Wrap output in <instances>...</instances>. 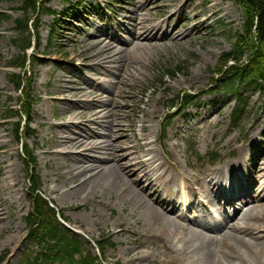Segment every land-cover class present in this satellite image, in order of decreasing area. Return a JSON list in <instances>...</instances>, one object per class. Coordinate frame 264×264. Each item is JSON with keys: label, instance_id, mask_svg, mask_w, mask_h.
Returning <instances> with one entry per match:
<instances>
[{"label": "rangeland", "instance_id": "374dc122", "mask_svg": "<svg viewBox=\"0 0 264 264\" xmlns=\"http://www.w3.org/2000/svg\"><path fill=\"white\" fill-rule=\"evenodd\" d=\"M69 1L74 2L75 0ZM99 1L83 0L82 4L98 7L99 5L111 3L117 13V21L109 22L107 17L102 21L91 18L87 26L83 28L88 29L87 35H93L94 37L92 38L82 36L81 29H79L80 32H74L72 29L68 30V27L74 26L75 23L64 21H60L59 28L56 29L55 35L51 38L50 27L53 18L45 13H40L35 17L38 21L37 34L40 40L38 41V46L30 50L29 54L44 57H39L43 63L30 64V74H32L31 90L36 100L30 116L31 129L34 134L33 137L25 140L24 144L36 158L34 173L40 179V193L51 201L57 210L67 218L68 227L78 231L79 237L84 239V241L95 242L100 240L102 235H105L107 239H109L108 236L112 239L116 248L114 251L107 250L103 253L102 262L104 264H107V262L113 264L116 260L125 264H157L162 257L165 258L163 252L155 253L149 258L143 257L139 262V260L135 261V254L143 255L149 249L136 247L135 245L136 251L131 252L126 251L125 248L126 242H132L136 239L138 231L150 234L155 229V225L148 218L149 216L147 217L146 215L147 209L141 205L142 200L140 197L137 200H123L122 195L124 192L120 194L115 190H113L114 193L109 192L105 186H102L104 180H98L83 189L75 191L74 184L76 182L70 183L73 179L69 175L71 167L66 156L59 154V156L53 157L49 153V148L53 146L51 141L53 135H64V128L58 126L65 117V110L62 107L66 108V106L62 98H66V94H71L73 91L83 88L81 76L90 75L91 79L95 80L93 87L97 90L106 84V82H103L99 72L95 73L92 69L88 70L86 67L82 70L83 74H81L80 69L82 66L80 65L84 63L86 57L92 54V51L83 45L85 43L81 42H93L98 35L108 33L109 24L121 27L122 24L127 23L129 27H132L131 14L140 8L142 14L148 17L156 14L167 15L170 12V6L182 3L188 4L189 1ZM115 2L118 4L114 5ZM216 2L219 5L211 7L209 0H191L187 9L188 18L191 20L197 15L198 19L197 21L183 23L182 28L189 30L194 25H200V27L192 30L190 37L185 40V43L167 45L159 49L153 47L145 52L142 49L136 51L133 49L132 52H130L131 50L128 52V55L139 56L141 68H139L135 77L130 80V83L135 84V87L129 86V89L126 90L125 97H128L129 101L125 104L127 106H142L144 102H141V90L151 88L146 94L145 100L149 103L146 106V110H144L145 107L143 110L126 107L125 110H120L118 113V119L122 120L124 125H134L133 132L136 134L137 139L142 138L140 134L142 126L147 133L146 136L151 134L150 127L157 123L156 120H162L158 125L161 126L166 117L167 105L170 104L174 94L181 91L194 94L200 90L207 89L210 84L212 70L217 66L221 54L230 48V34H233L235 28L241 25L240 11L232 4L231 0H216ZM66 3V0H48L47 8L50 10L48 12H54L55 16H57L65 9L69 10ZM20 7L21 0H0V166L1 163L16 165V168L10 172L12 177L9 180H6V176L1 175L2 170L0 169V199H2L0 201V214H2V223L0 224V259L2 261L0 264H16L24 249L28 247V243L25 240V216L29 210L26 190L27 178L25 177L26 168L21 157L20 146L16 142L12 131V124L17 121V118L11 121L6 120L9 112L12 111L10 114H13L14 111L12 109L15 110L17 108L16 105L19 100V95L16 93L15 88L9 83L11 74H16L17 70L9 68L8 65L14 63L21 56L22 45L29 38H32V36L19 32L15 28L17 20L23 21L25 20L24 18L32 17L29 14L24 15ZM162 7H166L167 11L160 13ZM64 20L70 19L65 18ZM121 29L122 32L126 33L123 28ZM123 37L128 38L125 35ZM83 46L88 51L87 53L84 49H81ZM142 47L145 49L146 44ZM178 65H184L185 70L177 74L173 79H162V75L167 74L166 70L169 67ZM90 77L88 76V78ZM155 80L162 81L165 86H158ZM164 91L166 93H163ZM258 99V97H247L250 113L242 127L231 131L229 134L231 140L240 133L248 135L249 128L254 126L252 125L253 119L261 116L264 112V107L261 105L262 101ZM226 101L229 102V107L225 105ZM233 104L227 97L215 107L212 105L205 107L197 124L207 115H210L211 120L208 123L199 125L201 131L197 137L193 136L185 140L184 134L178 129L174 140L169 139L170 143L167 144L168 156L175 160V163L182 170L181 172L194 173V171L184 166L183 162L186 156H189L190 162L187 163V166L194 164L197 167H205V163L201 164V162H198L197 158L192 156V153L195 152L198 156H204V154L206 155L207 152L209 153L215 147L216 139H218L216 133L220 125L219 120L221 118L226 120L229 113L228 109ZM220 108L222 113L218 118L214 115V111ZM154 115H160V117L153 122L151 119H153ZM141 120L144 122H140ZM193 125L194 122L190 125H185L184 128L188 131ZM220 127L222 130L224 129L222 126ZM224 127L226 128V126ZM128 129L130 130L131 128ZM132 134L130 132L128 136ZM202 139L205 141L202 142ZM240 142L239 140L230 151L239 147ZM173 144L178 146V149L175 147V151L178 152L179 157L173 154ZM62 146H64V143ZM4 151H7V154H11V157L4 154ZM57 151L59 152V150ZM89 153L92 154L91 152ZM76 180L80 184L81 181L79 179ZM14 182L16 183L14 188L1 192L7 183L11 186ZM126 184L128 187L133 188L134 186L131 182ZM138 190L141 189L135 187V191ZM11 192L12 195H10ZM140 194L146 198L144 194ZM262 219L264 220V216ZM153 220L158 223L157 219ZM124 229H127L130 234ZM116 232L118 233L115 234ZM227 240L231 242L229 239ZM127 245L129 250H131L128 243ZM151 247L153 248L152 245ZM233 247L235 252H238L240 244L234 243ZM154 250L156 249L153 248ZM222 252L232 254L229 248L219 244L216 246L214 256L210 258L208 264H216V261L225 262ZM240 252L247 254L243 250H240ZM173 263L174 260H170L168 264ZM163 264L165 263L163 262Z\"/></svg>", "mask_w": 264, "mask_h": 264}, {"label": "bare ground", "instance_id": "6f19581e", "mask_svg": "<svg viewBox=\"0 0 264 264\" xmlns=\"http://www.w3.org/2000/svg\"><path fill=\"white\" fill-rule=\"evenodd\" d=\"M210 2H212V7H214L215 5H217V2H215V0H210ZM179 10V9H177ZM139 14H136L135 16H137ZM149 21V19H145L144 16L139 15L137 17H134L133 19V26L134 29L136 30V35L134 37V42L138 43L141 41V35H140V31H147L148 26H147V22ZM187 21V18H184L183 23H185ZM158 27V25L156 26ZM173 31H170V34H172ZM174 34V33H173ZM175 36H177L176 39V43H180L183 42L182 39L179 40L181 33L177 32L176 34H174ZM103 53H110L113 56H115L118 53V50L116 48H114L112 43H106L103 45V47L100 50ZM98 62H96L95 64H97ZM133 68V67H132ZM78 95H80L81 97H91L93 95V93L89 92V91H82L80 92ZM97 105V104H96ZM96 108V107H95ZM102 108V109H101ZM101 109V111L98 112H92L90 114L91 117L96 118V119H109L110 117H103V110H105L103 108L102 105H99L95 110H99ZM76 117H79L81 119H84L85 116L87 115L86 112H81L76 114H72ZM108 126L107 128H111L113 127L112 124L110 122L106 123ZM86 137H90V135L86 136ZM115 137V134L113 132H110L109 134V139L113 140V138ZM52 144L53 146H51L49 148V153L53 155V157L59 156V153L57 151L58 147H61L62 150L60 151L61 153H63L64 156L66 157H71L72 158V170H70L69 175L76 173V175L73 177V181L70 183H75L74 184V190L78 191L80 189H83L85 186H89L90 184L95 183L96 181H103L102 186H105L107 189H114L118 186L124 185V181L123 179L116 174V170H117V166L118 164H120L119 162H115L114 160L112 161L114 164V167L112 168H101L99 166H97V163L99 162L98 160L95 159H88L85 155H81V153L83 152H78V154L74 155V153H76L78 151V147H85L86 144L87 145H92L90 147V149H94V150H104L106 147L102 146V145H97L99 143H102V141H96L94 143H88L87 141H85L86 143H84L83 141H79L77 139H66V140H62L61 137H58L57 135H53L51 138ZM63 142L65 143L64 146H62ZM95 144V145H93ZM147 148L146 150V155L144 156V159L141 160L140 158H137L135 165L137 166V172L139 174H141V180H145L148 182H151L152 180L155 182L158 180L159 176L155 175V172L157 170H161V166L160 164H158L157 159L155 156H153V149L151 148V143L147 142L145 143L143 146H136L135 149H141V148ZM4 154H7V151H4ZM8 157H11V154H7ZM261 160H264V157L261 158ZM104 162H109L108 159H104ZM16 168L15 164L12 165H6L1 163L0 169L2 170V176H6V180H9L12 177V174L10 173L11 171H13ZM258 168H262L261 166L258 165ZM264 171H261V173H263ZM83 181L79 183H77L76 179H80L82 177H86ZM205 180H208L211 189L214 191L215 187H219L221 185L220 183V178H222V176L217 177L216 176V171L212 174H209L207 176H204ZM14 186H16V183L14 182L11 186L7 183L5 185V187L1 190V192H5L8 189L14 188ZM123 191V190H122ZM201 196H206L204 195L201 191L199 192ZM10 195H12V192L10 193ZM125 199H132L131 196L129 197H125ZM2 199H0L1 201ZM174 207H176V205H174ZM152 208L153 206H149L146 210V215H150L152 216ZM244 208V207H243ZM243 208L240 209V211L238 212V215L235 217V219L229 223L226 224L225 226V230H229L231 231V228L233 226H237L240 228L245 227L246 223L250 220L253 219L254 216H246V213L242 214V218L241 220L243 222H241L240 224L239 222V217L241 216V213L243 211ZM257 208V206H256ZM257 219H256V223H261L264 222V220L262 219V217L264 216V210H262L260 213L256 214ZM160 218L164 219L165 221H168L169 223L177 226V222L170 218L166 212H161L160 214ZM2 219V214H0V224ZM242 225V226H241ZM259 225H256V229H259ZM198 237L202 240V242L204 243H215V240L212 238L207 237L204 234H198ZM250 253L256 257V253L252 250V248H249ZM261 264V263H258Z\"/></svg>", "mask_w": 264, "mask_h": 264}, {"label": "trees", "instance_id": "16d2710c", "mask_svg": "<svg viewBox=\"0 0 264 264\" xmlns=\"http://www.w3.org/2000/svg\"><path fill=\"white\" fill-rule=\"evenodd\" d=\"M30 1V7H34V2L32 0ZM240 3L243 7L247 19V34L249 35L250 33V26L252 20L256 18L257 42L264 45V0H240ZM243 51L244 48H239V44H237L235 46V52L230 55H226L225 60H227L233 55L235 60L239 61L245 54V52ZM247 61L249 62L248 68L250 69L249 71L251 72L250 76L252 77V79H264V47L253 46V48H251V54L249 55ZM19 85L20 84L17 83V87H19ZM16 133H18V126L16 127ZM33 212L34 214H36V217L33 220L32 224H38V229H34L32 231L33 235L43 236L51 233V239H58L64 242V237L58 232V228L56 227L52 212L47 207L43 209L36 204L34 206ZM56 231L58 234L56 233ZM62 248L64 249V247Z\"/></svg>", "mask_w": 264, "mask_h": 264}]
</instances>
